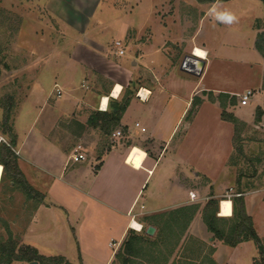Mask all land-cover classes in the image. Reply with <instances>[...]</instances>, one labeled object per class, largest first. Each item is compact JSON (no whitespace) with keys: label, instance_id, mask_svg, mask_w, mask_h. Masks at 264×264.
Instances as JSON below:
<instances>
[{"label":"crops","instance_id":"1","mask_svg":"<svg viewBox=\"0 0 264 264\" xmlns=\"http://www.w3.org/2000/svg\"><path fill=\"white\" fill-rule=\"evenodd\" d=\"M108 1H44L43 10L47 17L45 19L39 17L40 23H36L43 31L39 34L34 32L31 37V41H36L38 45L45 47H40L43 50H37L36 54V59L43 57V63L38 67L30 85L28 100L35 107L39 106L36 119L42 116L40 112L45 114L39 120L41 128L37 136H32L30 130L22 138L12 134L13 144L9 146L16 155L15 169L20 174L25 176L23 166L44 171L55 169L56 174L58 173V176H53L46 194L51 197L55 205L57 203L64 210L76 214L78 229L75 238L82 258L86 253L97 255L100 259L97 241L102 236L107 237L108 241L115 242L116 247L119 248L129 229H132V221L138 222L141 229L144 222H149V226L154 227L155 218H151L182 207L198 206L185 233L203 240L206 235H211L202 220L201 213L204 206L211 199L218 200L217 216L223 217L219 215L222 200L228 199L231 203L234 196L230 198L229 196L237 193L233 191V187L231 188L233 167L228 163L233 150L234 128L230 122L222 120L220 106L209 102L206 97L208 93L213 96L220 93L235 96L240 92L208 87L200 89L203 84L202 75L208 59L213 57V54L206 47L205 42H202L204 40L197 39L204 27L208 29V23L214 27L222 24L209 14L213 5L232 4L233 6L237 1L252 3L247 0L224 2L184 0L186 5L181 6V10L183 8V12L188 14L184 16L185 21H194L193 14L196 12L200 13V16L195 25L190 24L187 27L189 32L183 37L176 38L174 29L179 27L178 23L175 28L173 20L168 16L162 17L164 12L159 15L160 10L154 8L147 0L148 4L141 3L142 7L145 6L142 9L145 17L139 26L142 33L143 30L146 31L152 17L156 26L151 29L158 34L152 40L147 38V41H127V45L122 41L124 54L119 56L105 40L96 36L108 29L111 33L115 34L116 31L120 33L129 26L132 19L125 16L118 20L119 16H114L110 21H105L104 16L120 12L112 8ZM157 2L160 3L162 0ZM134 10L141 11L139 7ZM47 20L53 21L58 26V32L52 33L50 27L53 25L51 26V22L48 23ZM186 22L184 24H187ZM159 31L163 35L159 34ZM205 34L209 37L211 32ZM227 35L226 33L222 37V41H228L225 39ZM242 36L243 33L231 31L229 38L233 37V41L236 39L242 41ZM57 37L62 40L55 41ZM255 39L256 37L252 36L248 41ZM196 47L206 53L205 57H199L205 61V66L199 76L184 72L199 77L196 82L189 83L175 74L173 68L178 65V70L182 71L180 65L183 58L194 54L193 49ZM134 52H138L137 57L133 56ZM259 58L262 65L261 56ZM54 67L64 68L75 75L70 81L65 82L68 86L61 85L58 80L59 75H51ZM102 69L105 70L101 71ZM106 71L111 72V75L106 74ZM138 72L141 76V84L134 83L133 80ZM48 73L52 78L45 83L42 79ZM96 74L108 80L109 85L106 89L94 88ZM260 75L262 77V69ZM117 84L121 87L120 92L116 97H111V92ZM129 84L130 88L124 95V89L126 90ZM135 85L137 88L132 89L131 86ZM258 87H262V82ZM56 89L60 90V96L56 95ZM139 89L149 91L150 96L142 107L134 110L136 103L133 98H136L135 93ZM183 89H186V95L181 97ZM130 91L134 92L133 96L129 95ZM196 96H199L202 102L188 118L192 99ZM103 97H107L108 101L106 107L101 109ZM127 98L129 102L121 113L119 123L115 126L116 130L113 133L108 131L118 142L112 143L100 160L85 158L82 162L71 163L69 161L71 151L67 146L62 149L65 160L57 163L56 157L60 151L58 146L62 144L61 139L55 140L52 136L57 125L51 122L53 117L50 115L57 112L55 114L58 115L59 121L63 120L67 123L66 126H71V129H65V133L72 134L73 138L78 139L83 137L85 135L83 133L90 127L88 119L92 114L109 111L110 99L113 100L111 104L114 105ZM253 102H256V99H253ZM207 109H213L215 112L214 119L219 130V133L215 134L216 142L224 144L220 153L212 152L211 146L207 144L214 138L207 128V125L212 128V121L210 119L207 121L205 116ZM226 111L233 113L242 125L255 123L249 121L248 111H245L242 117L234 111V106L227 107ZM64 116L67 119H64ZM95 129L104 133L99 128ZM116 131H120L121 135L113 136ZM55 148L59 150L55 152ZM21 154L28 158L23 159ZM84 156L86 157L85 153ZM0 161L3 162L1 157ZM0 165L3 171V166L1 163ZM0 176L2 177V174ZM261 191L262 189L258 188L239 193L256 234H258L256 214L264 206V197L256 199ZM138 204L140 206L137 208ZM47 205L45 204V207L50 209L51 206L47 207ZM230 214L232 215V203ZM139 217L143 219L140 221ZM154 229L156 230V226ZM72 230L75 232L74 228ZM247 244L249 241L242 242L236 247L220 244L219 247H215L212 258L218 264H228L229 260L223 259L220 262L218 260ZM109 245L107 243V246ZM114 252L111 251L103 258L104 264L109 263Z\"/></svg>","mask_w":264,"mask_h":264},{"label":"rangeland","instance_id":"2","mask_svg":"<svg viewBox=\"0 0 264 264\" xmlns=\"http://www.w3.org/2000/svg\"><path fill=\"white\" fill-rule=\"evenodd\" d=\"M44 1L0 0V157L8 161V167L4 172L0 165V174H2V177L0 176V244H5L8 247L13 245L15 249L14 256L16 257L22 254L29 255L25 251H30L29 249L32 248L37 252V257H34L30 261L15 259L11 264H31L33 262H36V264H104L103 258L109 255L111 251H115V254L121 249V245L118 248L115 242L108 241L107 237L102 236L97 241V246L100 248H98L101 255L100 259L97 258V255H87L86 253L83 254V258L80 256L81 254L78 252L76 243L77 239L75 238L78 229L76 214H71L69 211L64 210L57 203L55 205V202L50 199L51 197L46 194L53 176L58 174H56L55 169L44 171L36 170L31 166H26L25 168L22 165L25 176L17 174L18 170H15L16 164L13 161H9V159L16 160V158H7L8 156L4 152L6 151L4 150L6 147L10 148L9 146L13 144L11 141L12 134L18 138H22L30 130L32 136H37L41 128L39 120L45 114L44 112H40L42 116L36 119L35 116L38 113L39 106L35 107L28 100L30 85L34 80L38 67L43 63V57L36 59L37 52L43 49H40L41 45H38L36 41H31V37L34 32L39 34L43 31L42 28L37 27L36 23H40L38 21L39 17H42V19L47 17L43 10ZM247 1H250L252 4L242 1L235 2L233 6L232 4H221L220 6L236 14L239 18L238 23L231 26L217 24L216 27L208 23V29L204 27L202 34L197 39L204 40L202 42H205L206 47L213 54V57L208 59L207 67L202 75L203 84L200 89L204 87L215 90L232 89L240 92V94L247 90L253 92L247 106L244 107L239 104V98L234 96L236 99V104L233 105L234 111L240 117H242L245 111H248L250 113L249 121L255 123L254 125H242L239 122L237 125L231 123L234 128L232 136L233 150L228 158V163L233 167L232 176L234 178L232 177L231 181L233 191H250L261 188L262 191L256 196V199H260V197H264V116H262L264 114V88L258 86L262 82V78H264V57L255 50V41L248 40L252 36L255 38L259 32L264 30V2L259 0ZM142 2L148 4L147 0H109L108 4L112 8L120 10V12L104 16L105 21H110L114 16H119L118 20L121 17L123 19L125 16H129L133 22L131 20L129 26L122 29L120 33L118 31L115 34L114 32L111 33L110 29L107 28L108 30H105L104 34L99 33L96 38L101 37L112 49H115V41H119L121 44L122 41H125L127 45V41L139 42L147 41V38L149 40L155 39V35L158 33L151 29L153 26H156L152 17L149 20L147 29L145 27L146 31L143 30V33L141 32L139 23L145 17L142 13V9L145 8V6L142 7ZM149 2L154 8L160 10L159 15L161 12H164L162 17H170L173 20L175 28H177L176 24L178 23L179 27L174 29L176 38L183 37L189 32L187 31V27L190 24L195 25L196 20L200 16V13L196 12L193 14L195 20L190 21L187 18L189 21L186 22L184 16H188V14L183 12V8L181 10V6L185 4L184 0H162L160 3L157 0H149ZM136 7H139L141 11L137 12L134 10ZM179 10H181L180 14L178 13ZM47 22H51V26L53 25L50 27L53 34L58 32V26L53 21L47 20ZM185 22L187 24H184ZM161 31L163 32V30ZM208 31L211 32V36L209 35V37L207 36L208 34H205ZM231 31L243 33L242 41H237V39L233 41V37L229 38ZM226 33L228 35L225 39H228V41H222V37ZM159 34L162 33L159 31ZM61 40L60 37H57L55 41ZM137 54L138 52H134L133 56L137 57ZM259 56H261L262 65ZM173 69L176 72L175 74L189 83H194L199 78L179 71L178 65ZM261 69L262 77H260ZM104 70L102 69L101 71ZM70 73V71L64 68L54 67L51 75H59L58 80L65 87L68 86L65 82L70 81L75 76ZM106 74L111 75V72L106 71ZM51 75L50 73L46 74V77L42 80L47 83L52 78L50 77ZM133 80L134 83L141 84L139 72L138 75L134 76ZM107 81L103 76L96 74L94 88L99 90L106 89L109 85ZM137 85L131 86V88L136 89ZM129 88L130 84L126 90L124 89V95L125 91L129 90ZM185 91L186 89L182 90L181 97L186 95ZM217 97L218 95L214 96V98ZM133 99L136 103L134 110L142 107L146 102L145 100L140 101L137 98ZM253 99H256V102H253ZM211 103L219 105L218 101ZM225 103V110L227 107H233L229 105L227 100ZM220 110L222 111L221 107ZM55 113L50 115V117H53L51 122L57 125L56 128L54 126L55 130L52 136L55 140L61 139L62 144V146H58L60 149L58 154L55 152L59 149L55 148L54 152V154H57V157L56 155L55 157L58 164L62 163L66 158L62 154L64 147L68 146L71 153L77 147H80L79 151L80 153H85L86 157H84L86 159L93 158L95 161H98L104 156L107 148L112 146V143L118 142L112 137V133L117 127H111L109 132L112 131V133H103L90 126L83 133L85 134L83 137L78 139L73 138L74 135L65 133V129H71V126H66L67 123L63 122V120L59 121V117ZM214 114L213 109L205 110L207 121L209 119L212 121V128L209 125H207V128L211 131L209 133H212L214 137L213 141L207 144L209 147L211 146L212 152L216 153L219 151L220 153L223 150L224 144L216 142L215 134H218L219 130L217 122L214 119ZM229 114L233 115L231 112ZM187 117L190 118V114H187ZM63 118L67 119L66 116ZM131 118L133 119V116ZM56 119L58 121H54ZM134 119H136V116H134ZM10 151L14 153L12 149ZM14 156H16L15 153ZM21 157L23 159L28 158L24 154H21ZM89 160L86 161L88 162ZM21 170L23 171V169ZM45 204H48L47 207L51 206L50 209L46 208ZM139 206L140 204H138L137 208ZM229 215L221 216L226 217ZM138 219L141 221L143 217H139ZM256 220L257 235L260 236L261 243L264 245V206H262L261 211L257 212ZM148 226L149 222H144L142 229L145 230ZM72 228L75 229V232ZM158 228L159 226L157 225L153 236L157 233ZM135 232L138 233V231ZM107 243L110 245L107 246ZM220 244H222L220 241L212 240V235H206L203 240H200L183 233L175 247L172 246V242L167 238H161L156 242L155 246L146 243L143 254H140L139 258H136L135 261L138 262L137 264H199L197 260L201 249L205 252L202 255L204 254V258L207 259L210 248L212 249L210 253L211 257H213L217 246L219 247ZM200 245H203V247ZM186 247L191 250L192 248H197V250L195 249L193 253L185 252L184 249ZM29 253L30 255L32 254L31 252ZM114 254L108 264H121L114 258ZM231 254L224 255V258L222 257L218 261L220 262V260L223 261L225 259L226 261L229 260L228 264H264V259H262L260 250L254 241H249V244ZM204 262L203 264H206ZM215 263L218 264L216 261Z\"/></svg>","mask_w":264,"mask_h":264},{"label":"trees","instance_id":"3","mask_svg":"<svg viewBox=\"0 0 264 264\" xmlns=\"http://www.w3.org/2000/svg\"><path fill=\"white\" fill-rule=\"evenodd\" d=\"M197 1L214 2L216 0H197ZM218 1L224 2L228 0H218ZM259 1L264 2V0H259ZM254 47L255 50L262 57H264V30H262L257 34ZM262 88H264V78H262ZM133 94L134 92L132 91L129 92L130 96H133ZM207 96L210 102H215V101L219 102V106L222 108L220 115L222 120L237 125L238 123L237 119H235V117L232 114L227 113L225 110L226 100L228 101L230 106L236 104V99L234 96H229L228 94H224V93H220L217 98H214V96L211 93H208ZM129 98L123 99L120 103L114 105L111 104L113 100L110 99L109 101L110 110L106 112L99 111L97 114L96 113L92 114L88 119L89 125L92 126L93 128L101 129L102 131H104V133H108L111 127H115L119 123L121 113L124 111L125 107L127 106L129 102ZM201 102H202L201 98L194 97L192 99L191 108L188 111V114L192 115L196 111L197 107L200 105ZM99 121H101V123H98ZM4 150H6L4 152L5 155L8 156L7 158L14 157L15 159L14 153L10 151L11 150L10 148L6 147ZM2 159L3 162L0 161V163L3 166V172H4L8 167V161L4 160V158ZM9 161L14 162L15 160L9 159ZM17 174L20 173L17 172ZM27 189L29 190L28 186ZM237 193H242V190H239ZM223 201H229V200L225 199L222 200V202ZM231 203H232V215L230 217L217 216L218 200H214V199L209 200L205 205V207L203 208L202 220L204 225L206 226L207 231L212 235V240H218L223 245L229 247H236L238 244L242 242L254 241L258 249L260 250L262 259H264V245H262L260 238L257 236L254 230L251 218L246 214L243 198L241 196L234 197L231 199ZM231 203L229 201L230 212H231ZM197 210H198L197 206L182 207L151 218V219L155 218V221L153 222L154 227L155 226L157 227V225L159 226V228L157 229V233L151 237L146 235L145 230L143 229H141V231L138 233H136L132 229H129L127 235L125 236L121 244V249H119L114 254V258L117 259V261L120 262L121 264H137L138 262H136L135 260L136 258H139L140 254L141 255L143 254L145 244L147 243V244H151L152 246H155L156 242H158L161 238L169 239L170 242H172V246L175 247L178 244L180 237L183 235V233H185L188 223L191 221ZM220 214L221 212H219V215ZM200 246L203 247V245ZM195 249L197 250V248H192L191 250L186 247V249L184 250L185 252L193 253L195 252ZM14 250L15 249L13 245L8 247L5 244H0V264H11L12 261L15 259L30 261L34 259V257H37V252L33 248L29 249L30 251L28 250L25 251L27 252L26 254L29 255L22 254L21 256H17V257L14 256L15 254ZM211 251L212 249L210 248L209 255L207 256V259H205L204 254L202 255V253L205 252L203 251V249L200 250V256L198 257L197 260L199 264H203L204 261H205L204 263L206 264H216L211 257L210 254ZM29 252H31L32 254L30 255ZM167 253L169 254V252Z\"/></svg>","mask_w":264,"mask_h":264},{"label":"built area","instance_id":"4","mask_svg":"<svg viewBox=\"0 0 264 264\" xmlns=\"http://www.w3.org/2000/svg\"><path fill=\"white\" fill-rule=\"evenodd\" d=\"M114 46H115V50H116V54L121 56L124 54V50H123V45L121 44V42L119 41H115L114 42ZM192 57H196L194 54H191L190 56H185L182 60V63L180 65V68L183 72H186V73H191L195 76H199L198 75V71L195 70V68L193 67V58ZM196 58H199V57H196ZM253 92L250 91V90H247L245 91L244 93L242 94H236L235 96H237L239 98V103L241 105H247L248 102H249V99L250 97L252 96ZM56 95L57 96H60V91L59 89L56 90ZM148 96H150V92L149 91H144L142 92V90H137L136 93H135V97L137 99H139L140 101H146V99L148 98ZM121 133L120 131H116L113 136H120ZM81 148L80 147H77L70 155L69 157V161L73 162V163H77V162H80V161H83L85 160V157H84V154L83 153H80V150ZM231 196H234V197H239L241 196V194L239 193H234L232 195L229 196V198Z\"/></svg>","mask_w":264,"mask_h":264},{"label":"bare ground","instance_id":"5","mask_svg":"<svg viewBox=\"0 0 264 264\" xmlns=\"http://www.w3.org/2000/svg\"><path fill=\"white\" fill-rule=\"evenodd\" d=\"M193 53L195 56H198V57H205V55H206V53L198 47L193 49ZM200 53H203V55H200ZM120 88H121L120 85H118V84L115 85V87L113 88V90L111 92V97H116L120 92ZM142 92H144V90H142ZM107 101H108L107 97H103L101 99V109H104L106 107ZM220 212H221V215H223V216L230 214L229 201H223L222 202ZM134 225H135V227H134ZM131 228L133 230L139 232L141 230V225L134 220L131 223Z\"/></svg>","mask_w":264,"mask_h":264},{"label":"clouds","instance_id":"6","mask_svg":"<svg viewBox=\"0 0 264 264\" xmlns=\"http://www.w3.org/2000/svg\"><path fill=\"white\" fill-rule=\"evenodd\" d=\"M209 14L215 21L228 26L238 23L239 19L232 11L217 5H213Z\"/></svg>","mask_w":264,"mask_h":264},{"label":"water","instance_id":"7","mask_svg":"<svg viewBox=\"0 0 264 264\" xmlns=\"http://www.w3.org/2000/svg\"><path fill=\"white\" fill-rule=\"evenodd\" d=\"M192 58L194 61L193 67L195 68L196 71H198V75H200L204 69L205 61L202 59L196 58V57H192ZM154 231H155L154 227L148 226L145 229V234L148 235L149 237H151V236H153ZM31 264H36V262H33Z\"/></svg>","mask_w":264,"mask_h":264},{"label":"snow or ice","instance_id":"8","mask_svg":"<svg viewBox=\"0 0 264 264\" xmlns=\"http://www.w3.org/2000/svg\"><path fill=\"white\" fill-rule=\"evenodd\" d=\"M200 55H203V53H200ZM134 227H135V225H134Z\"/></svg>","mask_w":264,"mask_h":264}]
</instances>
